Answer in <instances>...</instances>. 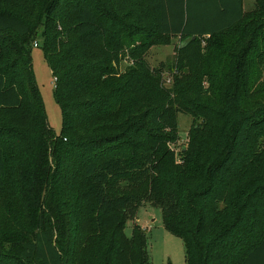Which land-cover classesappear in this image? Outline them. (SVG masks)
<instances>
[{"label":"trees","instance_id":"1","mask_svg":"<svg viewBox=\"0 0 264 264\" xmlns=\"http://www.w3.org/2000/svg\"><path fill=\"white\" fill-rule=\"evenodd\" d=\"M146 204L185 264H264V0H0V264H150Z\"/></svg>","mask_w":264,"mask_h":264},{"label":"rangeland","instance_id":"2","mask_svg":"<svg viewBox=\"0 0 264 264\" xmlns=\"http://www.w3.org/2000/svg\"><path fill=\"white\" fill-rule=\"evenodd\" d=\"M251 7L247 4L244 9L249 10ZM41 31L42 28L40 27L35 42L40 43ZM178 45L179 38L173 37L168 45L151 47L147 55L148 63L152 67H158L162 62L170 63ZM31 59L32 71L43 100L47 123L55 133H59L62 124L61 109L54 97V77L40 46L31 48ZM126 65L127 62H122L120 64L121 69H124ZM191 122L192 117L190 115L178 114V137L176 142L170 145L176 153L177 160L181 157L180 150L185 147ZM161 216L160 208L149 204L143 205L138 209L137 219L126 222L124 232L127 236H130L134 224L143 229L146 235V250L150 264H185L183 241L163 227Z\"/></svg>","mask_w":264,"mask_h":264},{"label":"crops","instance_id":"3","mask_svg":"<svg viewBox=\"0 0 264 264\" xmlns=\"http://www.w3.org/2000/svg\"><path fill=\"white\" fill-rule=\"evenodd\" d=\"M253 2H254V0H242V4H243V9H244V7H246L247 6V4H248V6H252L253 7ZM251 7V8H252ZM250 8V9H251ZM245 10V9H244Z\"/></svg>","mask_w":264,"mask_h":264},{"label":"built area","instance_id":"4","mask_svg":"<svg viewBox=\"0 0 264 264\" xmlns=\"http://www.w3.org/2000/svg\"><path fill=\"white\" fill-rule=\"evenodd\" d=\"M36 45V44H35Z\"/></svg>","mask_w":264,"mask_h":264}]
</instances>
